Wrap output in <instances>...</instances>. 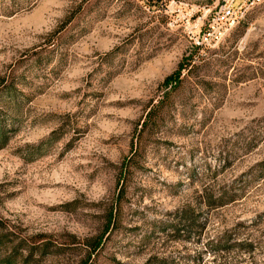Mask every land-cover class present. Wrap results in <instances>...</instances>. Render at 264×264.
<instances>
[{"label":"rangeland","instance_id":"1","mask_svg":"<svg viewBox=\"0 0 264 264\" xmlns=\"http://www.w3.org/2000/svg\"><path fill=\"white\" fill-rule=\"evenodd\" d=\"M159 1L0 0V217L53 241L35 264H80L94 235L87 264H264V1L167 87L199 26ZM187 205L205 224L175 237L159 220Z\"/></svg>","mask_w":264,"mask_h":264},{"label":"trees","instance_id":"2","mask_svg":"<svg viewBox=\"0 0 264 264\" xmlns=\"http://www.w3.org/2000/svg\"><path fill=\"white\" fill-rule=\"evenodd\" d=\"M200 45L192 44L191 51L187 57H182V59L178 62L177 67L169 74H167L162 80L161 84L167 87L171 81L178 78L181 72V69L188 65L193 57V54L197 53ZM7 89H10V84L6 85ZM161 101V99H160ZM159 103L152 104L146 112L145 120L151 118L155 108ZM60 133H58L57 129L51 130L46 137L41 139L37 145L42 143H46L52 141L59 137ZM8 140V133L6 130L5 123L3 122V118L0 115V147H2ZM237 192L235 190L226 189L221 187L220 189L211 190L209 192H204L200 195V201L206 204L209 207H216L219 205H223L227 202L234 200L237 196ZM115 215L113 208L111 207L108 210V215L106 219V229L111 227V224H114ZM173 218L171 221L168 219H160L161 223H165V227H169L171 229L173 235L175 237H183L184 233L187 231L189 227L194 225V227H198L197 231L199 233L203 229L205 224V219H201L200 214L196 211L195 207L192 206H182L176 209L173 213ZM239 226L237 223L232 229H236ZM225 234V232H224ZM38 236L42 237L40 239L36 238V236H23L20 234H15V231L11 228V226L7 223V221L0 217V264H35V261L40 259V257L44 256L48 252L50 245L52 244V240L48 238H43L44 234H39ZM101 236L94 235L85 238L84 243L88 245L89 250L83 258H81L80 264H87L90 259V256L100 244ZM234 244L239 245H247L248 248H253L252 242L249 240H235ZM224 246V245H223ZM230 247V246H224ZM41 249V250H40ZM39 252V255L35 258L36 252Z\"/></svg>","mask_w":264,"mask_h":264},{"label":"built area","instance_id":"3","mask_svg":"<svg viewBox=\"0 0 264 264\" xmlns=\"http://www.w3.org/2000/svg\"><path fill=\"white\" fill-rule=\"evenodd\" d=\"M263 1L216 0L213 6L201 9L197 4H191L185 0H160L159 9H164L170 15L173 11L185 9V18L188 21L192 20L194 27L199 26L198 36H195L194 42L201 46L205 40L216 37L234 23L239 22L251 7Z\"/></svg>","mask_w":264,"mask_h":264}]
</instances>
